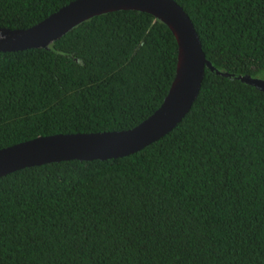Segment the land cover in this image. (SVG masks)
I'll list each match as a JSON object with an SVG mask.
<instances>
[{"label": "trees", "instance_id": "obj_1", "mask_svg": "<svg viewBox=\"0 0 264 264\" xmlns=\"http://www.w3.org/2000/svg\"><path fill=\"white\" fill-rule=\"evenodd\" d=\"M74 1L0 0V27L32 28ZM175 1L215 68L191 110L130 156L1 177L0 264H264V92L236 78L264 80V0ZM178 54L168 26L133 10L0 52V150L139 126Z\"/></svg>", "mask_w": 264, "mask_h": 264}, {"label": "water", "instance_id": "obj_2", "mask_svg": "<svg viewBox=\"0 0 264 264\" xmlns=\"http://www.w3.org/2000/svg\"><path fill=\"white\" fill-rule=\"evenodd\" d=\"M121 10L154 16L170 28L177 40V73L162 106L128 131L54 135L2 149L0 178L25 168L55 162L130 156L169 134L189 113L199 96L206 68L211 71L215 68L206 58L191 18L175 0H76L32 28L10 30L0 27V52L47 48L79 24ZM236 78L264 92L263 79L250 76Z\"/></svg>", "mask_w": 264, "mask_h": 264}]
</instances>
